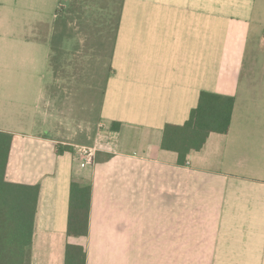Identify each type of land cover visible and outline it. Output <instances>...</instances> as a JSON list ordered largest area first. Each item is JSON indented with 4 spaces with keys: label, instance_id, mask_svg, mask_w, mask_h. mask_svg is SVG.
Returning <instances> with one entry per match:
<instances>
[{
    "label": "crops",
    "instance_id": "obj_1",
    "mask_svg": "<svg viewBox=\"0 0 264 264\" xmlns=\"http://www.w3.org/2000/svg\"><path fill=\"white\" fill-rule=\"evenodd\" d=\"M62 6L0 0L6 181L40 186L31 264H65L68 244L87 264H264V0H122L98 30V49L112 44L109 140L88 161L51 133L52 70L77 52ZM203 92L234 97L230 130L181 165L164 128L185 124ZM73 182L92 187L84 237L67 233Z\"/></svg>",
    "mask_w": 264,
    "mask_h": 264
},
{
    "label": "trees",
    "instance_id": "obj_2",
    "mask_svg": "<svg viewBox=\"0 0 264 264\" xmlns=\"http://www.w3.org/2000/svg\"><path fill=\"white\" fill-rule=\"evenodd\" d=\"M234 106V97L203 92L185 124L165 126L162 148L176 152L179 163L186 165L191 152L200 151L210 134H228ZM12 142L11 134L0 132V264H31L40 186L6 181ZM91 200V185L72 183L68 236L88 235ZM65 264H87L85 248L68 244Z\"/></svg>",
    "mask_w": 264,
    "mask_h": 264
},
{
    "label": "rangeland",
    "instance_id": "obj_3",
    "mask_svg": "<svg viewBox=\"0 0 264 264\" xmlns=\"http://www.w3.org/2000/svg\"><path fill=\"white\" fill-rule=\"evenodd\" d=\"M105 2V4H103ZM122 0H63L58 18L66 24L69 36H74L70 50L77 46L76 56L69 53L46 90L54 118L52 135L62 143L60 150L79 147L100 149L109 139L101 120L100 108L106 80L105 68L112 44L98 49V30L101 24L111 21V29L120 14ZM61 29H64L62 25ZM101 61H106L101 63ZM93 142L92 147L85 144ZM95 151V150H93Z\"/></svg>",
    "mask_w": 264,
    "mask_h": 264
},
{
    "label": "built area",
    "instance_id": "obj_4",
    "mask_svg": "<svg viewBox=\"0 0 264 264\" xmlns=\"http://www.w3.org/2000/svg\"><path fill=\"white\" fill-rule=\"evenodd\" d=\"M93 148H88V147H79L78 148V156L79 159H81L82 161H88L91 159L94 151Z\"/></svg>",
    "mask_w": 264,
    "mask_h": 264
}]
</instances>
